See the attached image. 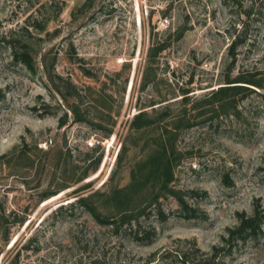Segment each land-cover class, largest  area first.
Masks as SVG:
<instances>
[{
  "label": "rangeland",
  "instance_id": "obj_1",
  "mask_svg": "<svg viewBox=\"0 0 264 264\" xmlns=\"http://www.w3.org/2000/svg\"><path fill=\"white\" fill-rule=\"evenodd\" d=\"M250 1L0 0V264H182L264 213ZM216 262L264 264V224Z\"/></svg>",
  "mask_w": 264,
  "mask_h": 264
},
{
  "label": "trees",
  "instance_id": "obj_2",
  "mask_svg": "<svg viewBox=\"0 0 264 264\" xmlns=\"http://www.w3.org/2000/svg\"><path fill=\"white\" fill-rule=\"evenodd\" d=\"M237 7H239L242 11V15H243V20L241 22V27L240 30H237L234 34V38L231 41V44L228 46V52H230V54L232 55V57L234 56L233 51L244 42V37H245V33L247 31V24L250 20L255 21L256 17L258 16L259 13V8L256 5V1H250V3L248 5L245 6V9L242 8L241 4L238 2L237 4H235ZM2 41L4 42L5 40L2 39ZM13 50L15 51L14 55H15V61L18 63H24L26 64L28 62V57L29 55L27 54V52L25 50H22V52L20 51H16L15 48H13ZM17 52V53H16ZM234 61V60H233ZM251 85L253 86H259V84L257 82L254 81H249ZM149 106H153V104H150ZM144 115H146V113L144 112H140L138 113L135 118L134 121H138L139 119H141ZM111 133V130H107V132L105 133V136H108ZM89 155H87L88 157ZM100 159H101V155H98L96 158H94L93 160L90 161V163H92V170H96L98 167V164L100 163ZM87 175H83V177L85 178ZM50 195H54L53 193L49 192V193H44L41 196V199H45L47 197H49ZM183 203V202H182ZM77 204L79 206H83L84 208H86L93 217H95V219L100 220L101 216L97 214V212H95L94 210L89 208V205L86 203L85 200L83 199H78ZM72 206L69 205L67 208H71ZM186 207V206H183ZM64 207H61L59 210H62ZM191 213L190 215L186 216L188 217L187 219H192L195 216V210L194 209H190ZM125 221L123 220V223ZM122 224V222H121ZM264 224V213H260V211H258L256 208H254V212L251 216L249 217H243L237 226L233 227V228H228L227 232H226V236L223 237L222 240V246H214L212 247V253L209 257L207 256H201V258H198L197 260L193 261V259H191V262L188 261V256L183 253L182 256H180L179 254H176L179 256V258L182 261V264H218L216 262V258L218 256V254L224 250V248L226 246H231L235 241H246L247 239L251 238L252 235H256V233L260 230L261 225ZM120 225V223H119ZM117 226V225H116ZM135 235H137V233L134 232ZM195 247V246H194ZM195 251L198 253L199 250L198 248L195 249Z\"/></svg>",
  "mask_w": 264,
  "mask_h": 264
},
{
  "label": "built area",
  "instance_id": "obj_3",
  "mask_svg": "<svg viewBox=\"0 0 264 264\" xmlns=\"http://www.w3.org/2000/svg\"><path fill=\"white\" fill-rule=\"evenodd\" d=\"M166 21V20H165ZM89 147H91L92 146V142H88V144H87Z\"/></svg>",
  "mask_w": 264,
  "mask_h": 264
}]
</instances>
